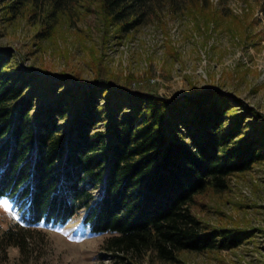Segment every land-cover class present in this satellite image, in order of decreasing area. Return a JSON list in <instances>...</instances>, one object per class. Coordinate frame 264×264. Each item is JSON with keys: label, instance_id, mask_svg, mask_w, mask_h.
<instances>
[{"label": "trees", "instance_id": "trees-1", "mask_svg": "<svg viewBox=\"0 0 264 264\" xmlns=\"http://www.w3.org/2000/svg\"><path fill=\"white\" fill-rule=\"evenodd\" d=\"M224 10L211 0H0V23L27 21L37 41L56 43L92 16L107 47L150 22L164 25V12L212 26ZM90 51L95 80L73 85L64 71L38 73L0 47V200L32 227H63L84 211L113 264H184L189 254L244 244L248 228L205 216L232 179L264 163V115L216 88L170 98L134 90L131 76L115 86L104 55ZM23 242L7 229L0 264Z\"/></svg>", "mask_w": 264, "mask_h": 264}, {"label": "rangeland", "instance_id": "rangeland-1", "mask_svg": "<svg viewBox=\"0 0 264 264\" xmlns=\"http://www.w3.org/2000/svg\"><path fill=\"white\" fill-rule=\"evenodd\" d=\"M224 10L219 23L205 24L182 13H162L164 25L150 22L104 47L100 23L88 17L69 28L58 42L35 39L27 21L0 23V47L14 51L16 62L38 73L64 71L71 84H91V51L103 54L104 70L115 86L131 76L134 90L181 98L216 88L264 115V0H211ZM249 119V131L256 126ZM207 220L214 225L235 221L251 237L240 247L213 255L189 254L184 264H264V163L232 179L231 189L209 200ZM80 212L63 227L28 226L9 200H0V238L7 229L22 235L23 247L8 248L3 264H113L100 246L105 235L92 234ZM145 264V263H141Z\"/></svg>", "mask_w": 264, "mask_h": 264}]
</instances>
